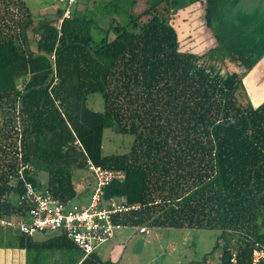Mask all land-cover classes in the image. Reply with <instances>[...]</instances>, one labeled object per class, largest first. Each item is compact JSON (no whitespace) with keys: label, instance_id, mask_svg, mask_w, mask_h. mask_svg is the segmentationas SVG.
Here are the masks:
<instances>
[{"label":"trees","instance_id":"obj_1","mask_svg":"<svg viewBox=\"0 0 264 264\" xmlns=\"http://www.w3.org/2000/svg\"><path fill=\"white\" fill-rule=\"evenodd\" d=\"M205 3L206 27L227 28L214 34L215 48L196 54L182 50L175 0L113 23L99 41L92 20L71 16L58 26L35 18L24 0H0V154L14 153L13 113L20 110L24 162L35 167L26 178L35 186L46 172L45 186L66 201L75 199L76 171L88 172L87 159L121 170L124 181L108 185L105 198L125 197L139 209L117 221L216 230L208 255L221 248L216 264H232L234 254L237 264H252L264 247V102L249 101L244 78L264 53L254 54L256 40L242 44L241 28L221 21L218 0ZM214 50L243 70L205 61ZM247 84L252 95L264 94V85ZM106 130L132 136L128 150L105 154ZM15 172V163L0 161L1 214L27 209L23 183L8 185Z\"/></svg>","mask_w":264,"mask_h":264},{"label":"rangeland","instance_id":"obj_2","mask_svg":"<svg viewBox=\"0 0 264 264\" xmlns=\"http://www.w3.org/2000/svg\"><path fill=\"white\" fill-rule=\"evenodd\" d=\"M24 1L35 18L41 21L56 23L57 10L64 11L68 8L65 3H61L59 0ZM175 1L181 9L174 16L173 23L179 33L182 50L203 54L215 48L217 38L214 34L223 36L227 27L222 26L218 30L206 27V0L198 3H193L194 0ZM157 2L158 0H78L70 7V10L73 17L80 18V20L85 18L92 20L90 33L95 41H99L106 33L103 29L106 30L113 23L127 24L131 15H138ZM218 4L221 21L229 27L234 24L237 31L241 28V33H237V37L241 35L242 44L243 39L251 37L256 40L251 49L254 54L264 53V0H218ZM215 23L216 25L219 24L217 20ZM114 37L115 35L111 33L110 39ZM33 48L35 47L33 46ZM206 60L222 66L225 71L243 70L239 64L230 61L225 50H214ZM258 93L257 90L252 96L256 97ZM241 100L245 102L244 98ZM249 101L253 105L258 104L252 100L251 96H249ZM97 104L98 99L95 102L96 107H98ZM132 139L133 137L130 135L121 136L111 130H106L104 137L105 154L126 152ZM76 174L89 176L87 179L91 180L89 172L76 171ZM39 176L41 183L46 185L47 173L41 172ZM87 186L89 185L87 184ZM84 189L87 192L89 187ZM76 202L80 203V200H76ZM83 204L85 205L86 202L84 201ZM149 229V235L137 233L135 227L122 230L125 244L118 264H216L220 258L221 248L213 256H208L216 245L219 231L199 228ZM15 238L17 237H8L10 240ZM206 257L207 261L205 260Z\"/></svg>","mask_w":264,"mask_h":264},{"label":"built area","instance_id":"obj_3","mask_svg":"<svg viewBox=\"0 0 264 264\" xmlns=\"http://www.w3.org/2000/svg\"><path fill=\"white\" fill-rule=\"evenodd\" d=\"M59 1L65 3L68 8L61 10V17L57 19L58 26L64 19L72 16L70 7L78 0ZM8 9L13 14L18 12L14 3ZM29 36L32 37L31 33ZM52 59H55L54 55ZM56 83H58V77L54 65V84ZM18 88L22 91L23 85L19 84ZM56 104L59 105V102ZM13 114L14 153L11 155L1 153L0 161L15 163L16 172L10 175L8 185L16 187L20 182L23 183L24 190L20 202L25 203L27 209L22 214L0 213V228L29 238L42 234H61L81 249L86 256L93 254L114 239L120 231L129 227H135L139 234H150L148 226H129L117 221L118 218L138 210L139 205L128 204L125 197L105 198V188L108 185L114 181H124L125 173L121 170L105 169L87 159V169L94 179V185L85 205L76 202L75 199L63 201L54 196L45 185L35 186L27 180L26 172L33 173L35 167L24 162L22 116L20 110ZM231 263L237 264L235 254ZM252 264H264V247L254 250Z\"/></svg>","mask_w":264,"mask_h":264},{"label":"crops","instance_id":"obj_4","mask_svg":"<svg viewBox=\"0 0 264 264\" xmlns=\"http://www.w3.org/2000/svg\"><path fill=\"white\" fill-rule=\"evenodd\" d=\"M55 17L58 19L57 16ZM249 78L255 80V86L258 88L264 85V57L259 60L257 65L244 78L248 95L254 101L247 84ZM263 102L264 99L254 106H258ZM87 177L79 175V179L75 184L77 193L75 199L80 200L82 204L84 201L87 203L94 185L93 177L91 176V180L87 179ZM83 186L89 187V190L87 192L84 191L85 187L83 188ZM0 233L2 235L0 264H118L125 244L124 233L120 231L114 239L100 247L93 254L86 256L81 249L61 234H42L29 238L21 237L3 228H0ZM7 236H15L17 238L10 240Z\"/></svg>","mask_w":264,"mask_h":264},{"label":"bare ground","instance_id":"obj_5","mask_svg":"<svg viewBox=\"0 0 264 264\" xmlns=\"http://www.w3.org/2000/svg\"><path fill=\"white\" fill-rule=\"evenodd\" d=\"M255 97V96H254ZM257 103L264 99V94L258 93L257 96L254 98Z\"/></svg>","mask_w":264,"mask_h":264}]
</instances>
